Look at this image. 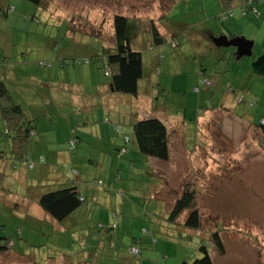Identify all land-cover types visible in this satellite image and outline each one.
Returning a JSON list of instances; mask_svg holds the SVG:
<instances>
[{
    "label": "rangeland",
    "instance_id": "374dc122",
    "mask_svg": "<svg viewBox=\"0 0 264 264\" xmlns=\"http://www.w3.org/2000/svg\"><path fill=\"white\" fill-rule=\"evenodd\" d=\"M132 1L134 3L135 0ZM208 2L173 0L160 28L180 26L175 27L184 30L181 37L178 36L179 45L173 48L168 41L141 54L144 77L150 80L146 85V94L150 96L147 99L141 93L136 104L149 102L158 110V118L162 117L171 124L175 136L170 135L168 161H159L136 152L132 140L133 129L125 122L123 132L114 131L113 136L128 149V153L118 150L115 161L99 159L100 152L106 150L105 146L99 149L100 152L95 149L87 152L83 151L86 147L78 145L74 154L68 157L67 153L71 152L68 146L72 150L76 148L74 143L71 146L69 142L68 145V139H60L63 153L58 155V159L45 161L53 167V179L55 170L59 169L73 181L72 170H78L82 173L78 176L82 183V194L88 197L96 193V198L84 201L80 207L81 210L86 208L85 218L79 222L76 220L74 224V227L84 228L92 234L94 243L98 244L89 247L88 244H93L94 240L87 238L84 249L94 257V262L90 259L89 264L192 263L202 257V246L207 249L212 264H264V157L260 154L261 147L257 145V135L242 122L247 120L259 134H263L258 125L264 118V64L258 62L264 58V10L261 12V4H256L261 14L256 16L252 12L243 13L237 5L232 6L233 13L228 19L230 22L239 19V25L231 33H225L229 29L225 27L226 20L219 21L218 15L207 19L205 8L208 5L204 3ZM43 3L37 6L28 0H0V8L3 9L6 4L9 8H15L12 13L0 16V34L8 39L12 37L11 43L8 40L13 45L8 50L11 54L5 56L11 58L6 63L8 73H12L14 68L21 70L22 74L38 77L50 73V66L56 61H50L49 53L58 54L56 60L66 58V66L79 67L76 61L93 58L97 46L102 42L93 35L97 30L102 31L103 40L107 43L112 35V27L107 22L101 29L92 25L81 26L82 18L77 25L69 24V18L76 19L80 17L79 14L85 13L72 5L75 0H70L68 7L61 6L62 0H46ZM85 3L90 2L83 1ZM207 33L212 36L204 40ZM222 38H227V42L234 39L249 42L251 54L244 55L238 47L224 45ZM211 45L216 48L213 49ZM211 50L221 54L222 59H216L210 54ZM151 51L154 56L149 55ZM40 62H44L45 66H40ZM200 67L207 77L201 75L202 79L198 81ZM91 69L97 78L108 81L103 76L104 68L98 62H92ZM245 76L248 78L243 89L254 95L244 103L238 102L240 98L237 96V99L236 95L233 97L231 90L234 89L237 95L241 94L239 88ZM203 79L205 82H202ZM151 83L154 88L150 87ZM212 83L213 86L210 85ZM144 85L145 78L140 84L141 88ZM197 87L198 92H195ZM226 96H230L229 102L233 105L228 108L232 111L226 114L219 110V113L212 114L213 120H208L207 113H211L212 108ZM124 97L133 101L129 96ZM24 106H28L27 103ZM97 114L96 111L88 112L86 117L92 118ZM102 120L104 118L97 121V125H101ZM95 129L92 125L80 129V137H85L93 148ZM101 132L107 138V131L102 129ZM4 133L1 123L2 149L7 146ZM177 137L182 138V143ZM120 153L124 155L118 158ZM77 154L78 159L73 156ZM128 160L136 167V174L134 172L132 176L128 174ZM31 162H34L33 159L19 163L0 158V198L4 200L0 201V238L7 237L12 243L7 245L6 254L0 253V264H15L9 252L24 256L19 264H48L49 259L60 253L65 258L66 255L72 258L75 254L82 258L81 247L75 239H70L68 245L67 235L60 231L46 236L49 235L46 223L19 216L21 212L32 216V208L46 215L35 199L25 201L21 205L27 206L24 210L14 206L18 201L16 197L13 200V196H6L13 193L12 190H18L20 185L30 188L40 184L50 191L58 189L54 180L48 182L40 174L38 176L36 170L27 171ZM152 163H156L153 164L152 178L142 181L139 165L151 168ZM22 166L27 171L24 182L19 176L21 171L24 172ZM116 166L119 167L117 171ZM143 182L150 186V190L139 195L137 188ZM186 184H192L198 194L195 208L200 215V228L197 230L183 226L189 212H184L175 224L170 223L167 217ZM119 189H124V193H120ZM73 214L79 215L78 210ZM40 227H43L42 230ZM39 230L45 235L39 236ZM213 232L219 234L223 253L212 241ZM133 248L139 251L137 255L131 254L130 249Z\"/></svg>",
    "mask_w": 264,
    "mask_h": 264
},
{
    "label": "crops",
    "instance_id": "0c3cea01",
    "mask_svg": "<svg viewBox=\"0 0 264 264\" xmlns=\"http://www.w3.org/2000/svg\"><path fill=\"white\" fill-rule=\"evenodd\" d=\"M83 1H88L90 3L83 4ZM124 1L125 3L123 2V0H106L105 2L102 0H75V4H73L74 3L73 2L72 5L76 6L80 10H83L85 13L83 12L84 14H79L78 16L80 17L78 18L76 17V19L72 17L69 18L68 23L71 25H75V24L77 25V21H80L82 18L83 25L81 26L83 27L84 26L90 27V25H92L94 27H100L101 29L106 22L111 25L110 27H112V33H111L112 35L109 38L108 43L103 40L104 35L103 33H101L102 31L97 30L100 33L96 38L102 40V42L97 46L98 49L96 53L100 51L101 46L106 48L114 45L113 18L115 15H121L129 19H137L144 22L153 21L159 34L166 39L165 43L170 41L171 46H172V41L174 40L178 41V36L181 37V35L184 33V30L175 28V27H180L177 25H173L167 29L162 28V30L160 28L163 27L162 24L160 23L166 20L167 12L169 9L168 6L170 4L172 5L171 2H173V0H135L134 3L132 0H124ZM243 1L244 0H231V3L226 6L223 5L220 2V0H209L208 3H204L205 6L208 5V8H205V15H207V19H211L209 18L210 16L214 18L215 16L222 14L223 11L227 9V7L232 9V6L234 5L239 6V8H241L242 10ZM102 3L104 4L102 5ZM69 4H70V0H62L61 6L63 5L68 7ZM257 4H261L259 10H261L262 12V10H264V1ZM5 6L3 9L9 8V5L6 4ZM88 8L89 10H87ZM68 13H70V10H68ZM242 17L244 16L242 15ZM229 20L230 19H227L225 21L226 22L225 27H229L228 31H224L225 33L226 32L231 33L233 29L235 27H238L239 25V21H238L239 19L233 22H230ZM78 23L80 24V22ZM192 27L195 26L193 25ZM80 31L86 33L82 30ZM211 36L212 35L210 33H207L204 36V40L210 38ZM9 39H10L9 42L11 43L12 37H9ZM9 39L6 36H2L0 34V55H1L0 81L3 82L4 85L6 86L11 101L14 102L16 105H19L21 111L23 112L25 118L28 121L27 123L32 124L31 125L32 130L28 134V137L26 138L25 141L26 146L23 147V144H21L22 146L20 147L22 149L19 151V154L20 153L23 154V157L21 156L16 157L17 159L20 160L19 163H27V161L33 159L34 162H31L30 168L28 167L27 171L36 170L38 176L40 174V177H42L45 181L49 182L50 180H54L53 183H55L58 189H62L66 187H76L78 192L82 195L84 201H87L88 199L89 201H91L92 199L96 198L95 195L96 193L90 194L88 197L85 196V193L82 194L81 192L82 183L78 179V176L81 175L82 173H80L78 170L76 171L72 170V175L74 174L73 175L74 180L71 181L67 176L63 175L64 174L63 172H61L58 169L55 170L56 174L53 173L55 176V179H53L54 177L52 176L51 173V168L53 167H50L48 164L45 163V161H50V160L53 161L58 159V155L63 153V149H60L62 144L61 140L68 139L69 140L68 145L70 140L72 139L76 140V142L74 143L76 144L75 149L72 150V148H69L68 146V151L69 150L71 151L67 153L69 154L68 157L74 154L78 145L81 147L82 146L86 147L84 148L83 151H87V152L91 150L93 152L94 149L99 151V149H103V146H105L104 147L106 148L105 152H100L101 150L99 151L101 155L99 159L105 161L106 160L110 161L112 159V161L113 160L115 161L117 160L115 159L116 152L119 149H124L122 148L124 145L120 144L119 139H115V137L113 136L114 135L113 126H119L121 132H123L124 122L127 123L129 127H132L133 129V124L138 120L144 118H156L159 119L166 126L169 134V138H171L170 135L172 134L173 136H175L173 131H171V124L167 122L166 119L163 120L162 117L158 118L160 114L158 113V110L152 107V104H149V102H147V104L145 105L136 104L137 100H139L141 97V93L145 95L144 97L147 99H149L150 96V94L148 95L146 94L148 91L146 85L147 83H149L150 80L147 78V76L144 77L143 63H142V78L138 82V95L136 97L129 96V98H133L132 101L131 99H128V97H124L126 95L121 96V94H117L111 90L110 81H109L110 79L109 76H106V72L103 73V76L108 79L107 82L100 80L99 77L97 78L95 74H93V71L91 69L92 62H90V64L88 65H79V67H75L74 65L72 67H69L66 66L65 63L67 61L66 58L57 59L58 60L57 61L56 58L58 54L53 55L54 53L53 54L49 53L50 56L48 54V58L50 57V61L52 62L56 61V62L53 63L54 65H52V67L50 66L51 68L50 73L44 74L41 77L32 76V74L30 75L22 74L23 72L21 70L17 71V69L15 68L13 69L12 73H8L6 70L7 68L6 63L7 60L11 61V58H7L5 56H9L11 54V52H9L8 50L11 47H13L12 44L8 43ZM72 39L74 40V37ZM196 40H198V38H196ZM211 46L213 49L216 48L214 45ZM132 48L133 50L142 54L143 51L147 49L152 50L156 47H150L149 38L144 36V37L136 38ZM210 54H212L218 60L222 59L221 54L219 53L215 54L212 52V50ZM149 55L154 56L153 51H151ZM84 59H89V58H84ZM141 59H142V55H141ZM101 64L102 63L99 62V65ZM198 72H199L198 81L202 79L200 78L201 75L207 77L206 72L201 67ZM144 78H145V85L143 88H141L140 84L141 82L144 81ZM247 78L248 76H245L242 82L241 89L239 88L241 94L237 95L234 89L231 90L233 97L234 95H236V97L238 96L240 98L239 99L240 101L238 100V102L245 103L247 102V99L249 100V98H251L254 95V93L243 89L245 80ZM210 85L213 86V83ZM150 87L154 88L155 86L151 83ZM229 97L230 96H226L222 98L219 104L216 107L212 108L211 113L206 112L207 116H209L208 120L210 118L213 120L214 117L212 116V114L219 113L220 112L219 110H222L226 114L232 111L231 108H228L231 107V105H233V104L230 105L229 101L231 100ZM96 98L98 101H96ZM232 100L235 101V99ZM25 103H27L28 106H24ZM121 104H125V106L123 107L119 106ZM93 111L98 112V114L94 115L92 118L86 117V113L88 112L92 113ZM72 112H75V114H72ZM102 118H104V120H102V124L97 125V121H100V119ZM261 120H264V118H261ZM261 120L258 125V128L261 129L263 133L262 135L257 132V129L254 128L252 124H248L247 120L245 119L242 120V122L245 123L247 127L250 128L252 131H254L255 135H257V145H259V143H261V140L264 139V125H261ZM91 125L96 127L92 137L94 148L93 146L88 145V142L85 137L82 136L80 137V132H81L80 129L81 128L87 129ZM108 125H110V127H108ZM0 126H1V122H0ZM102 129L107 131L108 133L107 138H105L104 133L101 132ZM90 133L92 134V131H90ZM132 136H133V132H132ZM178 139H179L178 141L182 143L181 141L182 138L179 137ZM134 149L136 150V152H138L136 147ZM17 151L18 149L15 150V153H17ZM126 153H128V149ZM9 154H11V152L8 146L4 147V149H2L0 146L1 159L10 160L11 156H9ZM260 154L261 156L264 157L263 150L260 151ZM73 156L76 159H78V154ZM153 164L156 163H152L151 168L150 166L146 168L143 165H139V167L141 168L138 169H140L143 174L140 176L141 178L143 176L142 181H145V178L147 180H150L152 178L151 175L153 171L152 170ZM158 164L159 163H157V165ZM127 165H128L127 170L129 171L128 174L131 176L134 172L136 174V170H135L136 167H134V165L131 164V160H128ZM21 168L24 170V172L21 171L19 176L21 178V181L23 179L22 182H24V176L27 173V171L24 166H22ZM117 169H119L118 166H116V171ZM117 177L118 175L116 176V178ZM25 186L26 185H20L18 186L19 188H17L18 190L16 191L12 190L13 193L6 194V196H13V200L16 197V199H18L17 203L14 202L16 204V207L23 208L24 210L26 209L27 206L21 207V205L24 204L25 201L27 202L28 199H35L37 204L39 197L43 193L51 192L47 188V186H42L40 184H38L37 186H32L30 188H26ZM149 187L150 186L146 185L145 182H143L142 186H138L137 188V191L139 193L138 192L136 193L142 195V192L150 190ZM1 189L2 188H0V190ZM124 191H125L124 189L123 190L119 189L120 193H124ZM144 196L147 197V194H145ZM1 199L3 198H0V201H4ZM122 202L124 203V200ZM30 207H34V206H30ZM32 210H33L32 216L25 215L24 212H21L19 216L32 217L39 223L44 222L49 227V235L46 236H50L51 234H56L57 232L60 231L62 232V234L67 235L68 237L67 243L69 242L68 245L70 244V239H75L81 247L82 256H83L82 258L79 256V254L78 256L75 254L72 258L69 255H66L65 258L63 254L60 253L57 256L54 255L55 256L54 258L49 259L47 261L48 264H89L91 262H94L93 255L87 254L86 250L84 249L85 247H87L86 246L87 238L88 239L91 238L92 234L87 233L84 228L81 229L78 227H74L76 220L79 222L83 218H85L84 214L87 215L86 208L82 210L81 208H79L78 209L79 215L75 216L74 214H72L60 223H57L56 221L52 220L47 214L44 215L40 213V211L33 208ZM76 211L74 213H76ZM26 212H28V210H26ZM28 213L30 214V212ZM42 228L43 227H40L39 229L42 230ZM41 230H39V236L42 235L44 236L45 234L42 233ZM92 240H94L93 244L87 243L88 246L89 247L97 246L98 244L94 243L95 242L94 237H92ZM7 252L8 251H4L1 253L6 254ZM8 254L14 257L15 264H19V261L21 262V260L24 258V256L20 253L9 252ZM90 259L93 261L89 262Z\"/></svg>",
    "mask_w": 264,
    "mask_h": 264
},
{
    "label": "trees",
    "instance_id": "16d2710c",
    "mask_svg": "<svg viewBox=\"0 0 264 264\" xmlns=\"http://www.w3.org/2000/svg\"><path fill=\"white\" fill-rule=\"evenodd\" d=\"M31 3L40 6L44 5L46 0H28ZM223 5H229L231 0H220ZM227 7L225 12H232L231 8ZM12 9V11L10 10ZM14 8L0 9V16H5L7 13L13 12ZM249 12V10L247 11ZM222 13V14H223ZM227 20V19H226ZM223 21V20H219ZM77 31V30H76ZM96 32L94 36H98ZM148 37L150 47H158L165 44L166 39L162 37L153 21L144 22L137 19H129L121 15H115L113 18V40L114 45L111 47H102L93 58L86 59V63H76L78 65H88L90 62L102 63L101 66L109 76L110 85L113 91L117 94L136 97L138 95V82L142 78V59L141 54L133 50L132 46L136 38ZM173 47L179 45L178 41H172ZM82 61V60H81ZM66 63V62H65ZM74 64H76L73 61ZM202 82H205L204 79ZM201 82V83H202ZM199 87V85H198ZM198 87L195 92H198ZM0 122L5 130V139L7 146L11 152L10 160L20 161L16 157H23L19 154L20 148L26 146L25 141L28 134L32 130V124L27 123L23 112L19 105L11 101L6 86L0 81ZM113 131L121 132L119 126H113ZM127 139V137L125 138ZM124 139V140H125ZM129 141V139H127ZM74 141L75 140H70ZM126 141V143L128 142ZM133 142L137 151L149 158L166 162L170 157V138L166 126L156 118H144L136 121L133 124ZM261 149L264 151V139L261 140ZM119 149L120 151L127 149ZM18 149L17 153L15 150ZM124 154H119L118 157ZM26 162V161H24ZM197 191L192 184H186L183 187L181 194L174 201L171 211L168 214L170 223L177 222V219L184 213L189 212L183 222V226L187 229L197 230L200 228V215L195 208ZM84 199L78 192L76 187H66L51 192L43 193L38 199L39 208L47 214L52 220L60 223L72 215L83 204ZM16 206V204L14 205ZM212 241L219 252L223 253V244L219 234L213 232L211 235ZM2 239V240H1ZM135 242V239H133ZM137 242V241H136ZM0 253L7 251V245L11 243L7 237L0 238ZM12 244V243H11ZM202 257L194 260L192 263L182 262L180 264H212V260L207 249L200 247Z\"/></svg>",
    "mask_w": 264,
    "mask_h": 264
},
{
    "label": "built area",
    "instance_id": "2783aa9c",
    "mask_svg": "<svg viewBox=\"0 0 264 264\" xmlns=\"http://www.w3.org/2000/svg\"><path fill=\"white\" fill-rule=\"evenodd\" d=\"M262 1L263 0H244L243 4H242V12L243 13H247V11L249 10V12H252L256 16H259L260 13H259V11L256 8V4L257 3H261ZM10 10L12 11V9H10ZM230 15H231V12L228 11V12H225L223 14L218 15L217 19L218 20H226V19H228L230 17ZM172 46H174V44H172ZM80 62L86 63V61H78V63H80ZM39 65L40 66H45V63L44 62H40ZM261 125H264V120H261ZM73 142L74 141H71V146L73 145ZM122 152H124V150H122ZM9 244H11V243H9ZM130 252L133 255H137L139 251L137 249L133 248V249H130Z\"/></svg>",
    "mask_w": 264,
    "mask_h": 264
},
{
    "label": "water",
    "instance_id": "95a60500",
    "mask_svg": "<svg viewBox=\"0 0 264 264\" xmlns=\"http://www.w3.org/2000/svg\"><path fill=\"white\" fill-rule=\"evenodd\" d=\"M221 42L224 45H226V46L230 45L232 47H238L244 55L251 54V45H250L249 42H246V41H243V40H239V39H234V40H232L230 42H227V39H225V38H222ZM258 63L259 64L260 63L264 64V58L260 59V62H258ZM110 88L113 91L112 85H110Z\"/></svg>",
    "mask_w": 264,
    "mask_h": 264
}]
</instances>
